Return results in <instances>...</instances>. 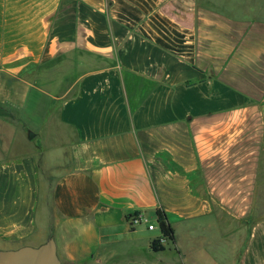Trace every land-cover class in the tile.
Wrapping results in <instances>:
<instances>
[{"label":"crops","instance_id":"obj_1","mask_svg":"<svg viewBox=\"0 0 264 264\" xmlns=\"http://www.w3.org/2000/svg\"><path fill=\"white\" fill-rule=\"evenodd\" d=\"M50 238L62 264H264V19L0 0V252Z\"/></svg>","mask_w":264,"mask_h":264},{"label":"rangeland","instance_id":"obj_2","mask_svg":"<svg viewBox=\"0 0 264 264\" xmlns=\"http://www.w3.org/2000/svg\"><path fill=\"white\" fill-rule=\"evenodd\" d=\"M200 3L207 5L211 8L225 11L233 17H249L264 19V0H199ZM43 192H45L43 187ZM39 214H43V207L40 206ZM156 231L153 233L158 237H163L156 220H151V223ZM167 249H174L172 242L167 243Z\"/></svg>","mask_w":264,"mask_h":264},{"label":"water","instance_id":"obj_3","mask_svg":"<svg viewBox=\"0 0 264 264\" xmlns=\"http://www.w3.org/2000/svg\"><path fill=\"white\" fill-rule=\"evenodd\" d=\"M0 264H62L53 238L40 247L25 246L0 252Z\"/></svg>","mask_w":264,"mask_h":264},{"label":"trees","instance_id":"obj_4","mask_svg":"<svg viewBox=\"0 0 264 264\" xmlns=\"http://www.w3.org/2000/svg\"><path fill=\"white\" fill-rule=\"evenodd\" d=\"M157 221L159 228L162 233V238H165L168 242L175 243V231L174 228L169 221V218L166 214V212L162 208L157 209ZM150 248L154 252L163 251L166 248L165 244L161 243V239H154L151 242Z\"/></svg>","mask_w":264,"mask_h":264},{"label":"built area","instance_id":"obj_5","mask_svg":"<svg viewBox=\"0 0 264 264\" xmlns=\"http://www.w3.org/2000/svg\"><path fill=\"white\" fill-rule=\"evenodd\" d=\"M141 221H142V215L141 214H139L138 216H135V217L131 218V224L132 225L140 224ZM149 229L152 230L153 227L151 226ZM166 241L167 240L165 238H161V243H165Z\"/></svg>","mask_w":264,"mask_h":264}]
</instances>
